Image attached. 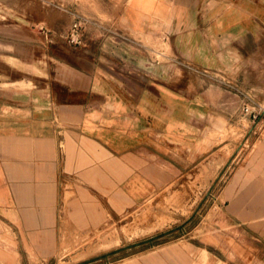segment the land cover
I'll list each match as a JSON object with an SVG mask.
<instances>
[{"label": "crops", "instance_id": "1", "mask_svg": "<svg viewBox=\"0 0 264 264\" xmlns=\"http://www.w3.org/2000/svg\"><path fill=\"white\" fill-rule=\"evenodd\" d=\"M95 1L110 23L120 25L118 39L97 42L92 35L84 47L70 48L61 35L82 16L81 8L38 0L20 21L25 35L18 43L25 66L35 60L34 71L25 72L35 77L34 89L17 103L0 92V98L7 97L0 99V217L18 230L17 250L29 251L39 262L55 259L60 249L63 189L74 193L65 201L73 227L104 220L101 203H116L130 176L153 166L149 158L155 156L156 134L168 144L172 125L186 123L179 117L192 97L207 106V92L221 83L211 76L220 71L222 50L227 49L228 60L237 50L264 60V0ZM36 25L52 34L27 31ZM134 37L160 38L194 60L195 69L189 70L201 77L200 87L167 62L151 61ZM1 42L3 51L11 49V37L4 35ZM2 58L11 57L3 53ZM202 77H210L209 90L201 88ZM193 85L198 88L194 95ZM263 177L255 167L244 180L257 187ZM247 193L231 200L230 210L240 208ZM118 264L169 263L133 259Z\"/></svg>", "mask_w": 264, "mask_h": 264}, {"label": "rangeland", "instance_id": "2", "mask_svg": "<svg viewBox=\"0 0 264 264\" xmlns=\"http://www.w3.org/2000/svg\"><path fill=\"white\" fill-rule=\"evenodd\" d=\"M55 1L61 8L74 2L82 11L61 35L70 48L84 47L92 35L97 42L119 38L120 25L102 15L95 0ZM36 3L38 0H0V92L8 93L15 103L34 89L35 77L25 72L34 71L35 60L25 66L24 58L19 57L25 53L20 54L18 43L25 35L20 21L30 16ZM76 22L81 23L82 38L73 45L66 36ZM28 30L52 34L37 25ZM4 35L13 42L9 51L2 48ZM134 38L151 61L167 62L182 77L197 79L200 87L201 77L189 70L195 69L194 60L160 38ZM222 51L220 71L210 75L221 83L202 77L201 88L209 90L207 86L214 85L212 93L207 92V106L188 98L187 113L179 117L186 123L172 125L167 145L156 134L155 156L149 158L153 166L132 174L116 203H101L107 211L104 220L90 227H73L65 216L69 210L65 201L74 193L65 188L56 258L39 262L29 251H18V230L0 217V264H118L133 259L169 264H264V184L254 187L258 184L244 180L255 167L264 176V60L249 58L252 53L246 55L242 50L228 60L227 49ZM3 53L11 58L3 59ZM192 89L194 95L198 88L193 85ZM179 115L177 111L176 117ZM246 192L241 207L230 210L231 200Z\"/></svg>", "mask_w": 264, "mask_h": 264}, {"label": "built area", "instance_id": "3", "mask_svg": "<svg viewBox=\"0 0 264 264\" xmlns=\"http://www.w3.org/2000/svg\"><path fill=\"white\" fill-rule=\"evenodd\" d=\"M82 26L80 22H76L71 26L69 33L66 36L68 43L77 45L80 43V39L82 38ZM252 118L255 120L257 118L256 115H253Z\"/></svg>", "mask_w": 264, "mask_h": 264}]
</instances>
